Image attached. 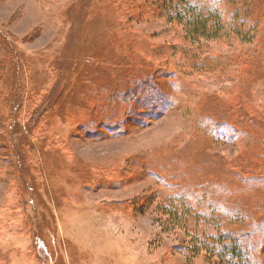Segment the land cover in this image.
Wrapping results in <instances>:
<instances>
[{"label":"rangeland","instance_id":"rangeland-1","mask_svg":"<svg viewBox=\"0 0 264 264\" xmlns=\"http://www.w3.org/2000/svg\"><path fill=\"white\" fill-rule=\"evenodd\" d=\"M235 4L253 36L191 61L154 0H0V264H220L182 203L264 264V0Z\"/></svg>","mask_w":264,"mask_h":264},{"label":"trees","instance_id":"trees-1","mask_svg":"<svg viewBox=\"0 0 264 264\" xmlns=\"http://www.w3.org/2000/svg\"><path fill=\"white\" fill-rule=\"evenodd\" d=\"M250 1L251 0H154L161 17H163L167 23L181 29V34L183 36L182 40L188 44V49L184 50L181 48V53H185L184 58L187 57L188 59V57H191V61H193L192 51L195 53V50L200 48L199 45L202 42L216 41L228 35L241 34V32L243 34L251 33L249 23L247 24L245 20L237 22L232 18L230 20L228 18L226 19L224 12H222V8L225 4H240L239 6L241 8L238 13L245 18L247 16L242 13V10L249 8ZM246 14L248 13L246 12ZM235 18L239 17L236 15ZM196 46L198 47L196 48ZM5 54V51L0 45V56ZM205 63L212 64L211 60H207ZM201 65L203 66L204 64ZM201 65H193V68L200 69ZM149 83H151V81L146 82L145 80L143 82L141 80L139 84L133 87V92L137 94L132 93L133 95H129L130 97H126L127 94L120 95L124 109L127 108L126 103L139 105V110L130 107V111L128 110L129 112L127 115L125 114L124 117H128L129 119L140 117L141 121H143L144 117L156 116V114L151 112L160 108L162 102L157 101L162 100V98L161 96H157L154 98L156 101L153 104H149L148 99L151 97L144 98L145 90ZM138 88L139 90L142 89V92L139 93ZM138 93L140 96H138ZM107 122V120H104L103 124ZM225 126L228 127V124H225ZM104 127L106 129L109 128L112 132L114 131L110 125H105ZM192 210L193 206L182 203L180 207L177 206L174 212L171 213L172 220L181 223L182 226L188 230L191 228L189 226H191L192 222L196 224L195 229L193 228V230H191L193 234L191 233V242H189L188 246L195 248V250H203L205 248L220 264H251L250 255L246 253L245 245L242 242L245 236L227 230L226 226L219 229L212 228L216 229V231L212 233V229L210 228L212 224L210 218L207 216V211Z\"/></svg>","mask_w":264,"mask_h":264}]
</instances>
